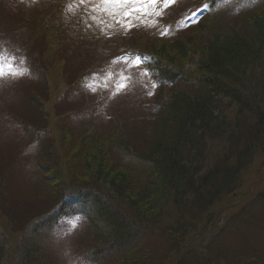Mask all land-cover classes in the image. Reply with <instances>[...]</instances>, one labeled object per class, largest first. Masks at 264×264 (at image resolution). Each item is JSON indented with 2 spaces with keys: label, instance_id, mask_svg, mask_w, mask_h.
Returning <instances> with one entry per match:
<instances>
[{
  "label": "trees",
  "instance_id": "1",
  "mask_svg": "<svg viewBox=\"0 0 264 264\" xmlns=\"http://www.w3.org/2000/svg\"><path fill=\"white\" fill-rule=\"evenodd\" d=\"M85 1L0 0V264H264V185L193 247L264 146V0H143L107 39Z\"/></svg>",
  "mask_w": 264,
  "mask_h": 264
},
{
  "label": "rangeland",
  "instance_id": "2",
  "mask_svg": "<svg viewBox=\"0 0 264 264\" xmlns=\"http://www.w3.org/2000/svg\"><path fill=\"white\" fill-rule=\"evenodd\" d=\"M85 3H90L93 5L94 3V7H93V11H92V21L94 22V24L97 26L102 28V31L104 33V37L105 39H107V35L106 32L107 30L111 29V25L114 22L120 21L121 17L125 18L126 22H127V18L123 17L122 13L125 10L131 9V6H134L132 4H128V5H123V6H119L116 8H113L112 5H104L100 2V0H86ZM140 3V7H141ZM138 6V5H137ZM92 8V7H91ZM115 13V14H113ZM134 28V26L127 28L128 31H132V29ZM106 35V36H105ZM131 34H129V32H127V36H125L126 38L123 39V41L121 42H127L128 41V37H130ZM110 39L106 40L109 41ZM116 45L118 46L119 43L116 42ZM116 51H118L117 49H112L110 51V53H115ZM129 63V61L127 59L123 60L122 62V66L121 67H112V74L113 77H109V79L107 78V75H98L96 76L95 79H97V81L99 80L101 87L104 88V90L106 89L107 94L113 95V87L115 86V90H118V96L117 100L120 101L123 99L124 95H121V92L124 91V89L130 84V79H128L127 77H129V75L127 74L128 69L127 68V64ZM126 65V66H125ZM2 70V68H0V71ZM125 70V72H124ZM4 71V69L2 70ZM1 77V76H0ZM1 80V78H0ZM49 83H47V85L42 84L41 87L39 88L41 92H43V90L45 91V93H47L49 91ZM96 93L100 92L98 91V89L95 90ZM256 158H254V160L251 162V166L248 167L246 170H244V174L242 176L241 179V183L238 187V189L235 191V195H233V198L230 199V204L232 205V207L229 209V206H226L225 210H222L221 215L219 217V220L214 224V227H210L207 232L206 235H203L201 237H199V240H196L194 243H198L195 246H193L194 248H196L195 251L200 252L202 249H204L206 247V245L209 243L210 238L216 233L217 230L220 229L221 225L223 224V221L225 219H227V217L229 216H233L235 215V212L237 210H239L240 208H242L244 205H246L248 203V201H250L251 199H254L256 196V194L258 193V188L263 187L264 185V146L262 147V149H260L259 151H256ZM53 213H57V214H61L62 212H64V209L62 208H55L52 210ZM253 216L252 213L248 212L247 215ZM261 225L258 228H255L254 226H249V228H241V232L238 233V235L240 236H244L248 239V241L250 243H252L253 247L250 250V252H246V253H242L244 254V256H246L247 254H250L251 252L253 253V255L258 254L256 256L264 257V254H262L263 249L261 247H264V217L261 218ZM224 236H229V234H224ZM79 238L77 237H73V238H67L65 242H59L58 244V248L60 250L61 246L63 248V254H65V262L66 264H76L74 263V258L73 256L76 255L75 252V247L77 245H79L80 241L78 240ZM197 239V237H196ZM57 242V241H56ZM58 243V242H57ZM222 245V243H220ZM234 244V243H233ZM218 251H219V247H217ZM59 250L57 249L58 253ZM241 252V251H240ZM57 253V252H56ZM57 253V254H58ZM75 253V255H73ZM60 254V253H59ZM53 256V255H52ZM247 257V256H246ZM61 258V257H60ZM211 260H214V258H210ZM221 258H219L218 260H220Z\"/></svg>",
  "mask_w": 264,
  "mask_h": 264
},
{
  "label": "snow or ice",
  "instance_id": "3",
  "mask_svg": "<svg viewBox=\"0 0 264 264\" xmlns=\"http://www.w3.org/2000/svg\"><path fill=\"white\" fill-rule=\"evenodd\" d=\"M83 2H84V0H81V3H83ZM100 2L102 4H104V5H112L113 8H116V7H119V6H123V5H128V4L134 5L133 8L125 10L122 13L123 17L130 18L134 13L139 12V11L142 10L137 5L142 3L143 0H100ZM150 2L155 3L156 0H150ZM175 2H176V0H164V3H166V4H171V3H175ZM113 14H115V13H113ZM117 22H119V21H117ZM127 27H129V28L132 27L130 19L127 22ZM9 67H11V65H9ZM23 74H24L23 71L19 72V75H23ZM2 75H3V72L0 71V76H2ZM151 94L152 93H149V95H151ZM79 219H81V218L80 217H76V220H79ZM75 226H76L75 223H73V227H75Z\"/></svg>",
  "mask_w": 264,
  "mask_h": 264
}]
</instances>
